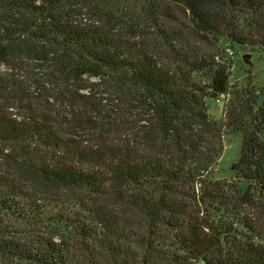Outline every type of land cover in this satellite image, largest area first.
Masks as SVG:
<instances>
[{"label":"trees","instance_id":"obj_1","mask_svg":"<svg viewBox=\"0 0 264 264\" xmlns=\"http://www.w3.org/2000/svg\"><path fill=\"white\" fill-rule=\"evenodd\" d=\"M221 40L264 49V0H0V264H264V92Z\"/></svg>","mask_w":264,"mask_h":264},{"label":"rangeland","instance_id":"obj_2","mask_svg":"<svg viewBox=\"0 0 264 264\" xmlns=\"http://www.w3.org/2000/svg\"><path fill=\"white\" fill-rule=\"evenodd\" d=\"M233 51L231 57L225 56V49ZM217 55H220L221 61L230 66V85L244 86L250 83L255 87L257 92H264V49L260 48H232L225 40L219 43ZM220 61V62H221ZM222 95L217 100L207 102V110L213 120L220 121L224 117V110L227 104L225 97ZM264 98V96H262ZM223 153L218 163L217 170L214 173L216 180H222L232 183L234 173L231 171V165L238 159L242 136L240 134H225L223 139ZM264 223V221H261Z\"/></svg>","mask_w":264,"mask_h":264},{"label":"built area","instance_id":"obj_3","mask_svg":"<svg viewBox=\"0 0 264 264\" xmlns=\"http://www.w3.org/2000/svg\"><path fill=\"white\" fill-rule=\"evenodd\" d=\"M233 54H234V53H233V51H232L231 49H229V48H226V49H225V56H227V57H228V56L231 57ZM214 59H215L216 62H220V61H221L220 55L215 56ZM227 98H228V96L225 97V100H227Z\"/></svg>","mask_w":264,"mask_h":264}]
</instances>
